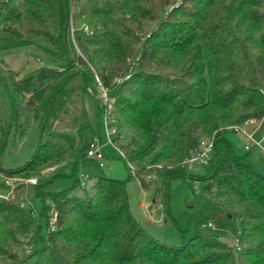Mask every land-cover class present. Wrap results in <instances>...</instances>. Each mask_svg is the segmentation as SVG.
<instances>
[{
  "label": "trees",
  "instance_id": "16d2710c",
  "mask_svg": "<svg viewBox=\"0 0 264 264\" xmlns=\"http://www.w3.org/2000/svg\"><path fill=\"white\" fill-rule=\"evenodd\" d=\"M30 45L57 63L21 72L0 61L11 108L0 158L11 128L21 134L33 119L38 131L30 160L0 163V264H264V175L224 135L264 110V0H0V50ZM95 74L113 101L110 138L125 149L128 177L99 175L77 195L73 169L87 157L77 146L90 127L83 99L98 88ZM93 98L97 116L107 113ZM204 138L212 150L194 176L185 159ZM68 165V175L57 171ZM62 177L71 184L54 187ZM133 177L166 220L170 180L203 181L202 192L238 220L236 243L206 218L178 246L156 241L129 211ZM16 178H37L35 219L20 206L23 184L4 197ZM31 228L39 247L20 256Z\"/></svg>",
  "mask_w": 264,
  "mask_h": 264
},
{
  "label": "rangeland",
  "instance_id": "374dc122",
  "mask_svg": "<svg viewBox=\"0 0 264 264\" xmlns=\"http://www.w3.org/2000/svg\"><path fill=\"white\" fill-rule=\"evenodd\" d=\"M97 29H100V26ZM0 61L13 69L21 70V72H26L40 65L57 63L56 60L33 45L0 50ZM89 91L91 93L84 96L83 105L90 120V127L82 131L81 139L77 146V153L85 156L87 143L93 137H97L98 140L105 143L103 149L105 165L99 168L95 160L87 157L75 164L73 174L83 182L81 187H77L73 191L77 195H82L84 193L83 188H89L99 175L120 180L128 177L127 169L120 158V152L125 151V149L119 148L112 141V144L106 143L107 132H112L114 124L110 122L107 113L100 112L99 117L97 116L93 97H96L100 91L96 87H90ZM10 115V104L0 85V122L4 127L7 126ZM36 124L33 119H29L28 126L24 128L21 134L13 130V128L10 129L6 146L0 158V163L3 167H18L30 160L38 141ZM224 135L230 141L234 152L237 155H245V162L251 165L257 173L264 175V159L260 153L255 149L251 150V152H246L243 147L244 137L241 134L227 131ZM188 168L190 174L194 176L204 172L203 165L199 163H194ZM53 169L54 166L44 169L42 172L43 178L51 176L54 173ZM57 171L68 175L71 169L68 165L60 167ZM5 182V184L10 186V192L4 196L5 198H8L13 193V187L16 185L23 184L25 186V195L21 197L20 206H24L30 212L31 217L35 219L41 207L40 201L33 193L32 184L37 182V178L7 179ZM71 182L72 179L70 177H62L55 181L54 187H68ZM203 186V181L183 180L182 178L171 179L169 182L170 218L166 220L163 217L161 207L152 204L150 190L143 189L138 179L133 177L128 179L125 185L128 196V208L140 226L160 243L178 246L183 240L195 235L197 233L198 221L206 218L209 220V226L226 232L223 240L227 244L234 245L238 232V220L235 217L228 216L223 207L203 193ZM2 192L3 189L0 188V195H2ZM140 202L142 205L139 204ZM48 214V229H52L54 214H52V210ZM32 235L33 228H31V231L27 235L21 237V244L17 248V253L20 256L26 254L31 249L39 247L38 240L32 238ZM31 238L34 241H32L33 244L31 243ZM24 264H29V262Z\"/></svg>",
  "mask_w": 264,
  "mask_h": 264
},
{
  "label": "built area",
  "instance_id": "2783aa9c",
  "mask_svg": "<svg viewBox=\"0 0 264 264\" xmlns=\"http://www.w3.org/2000/svg\"><path fill=\"white\" fill-rule=\"evenodd\" d=\"M95 80L98 84L99 94L102 104L105 106V110L109 115V120L113 124L114 119L110 114L112 109V99L107 95L106 88L101 86L100 80L95 74ZM228 131L236 134H241L244 137V150L251 151L257 150L264 159V110L259 117H247L238 123H233L228 126ZM112 132H107L106 143H111ZM112 144V143H111ZM105 143L98 140L97 137H93L87 144L86 156L95 160L99 166H104V149ZM212 150L211 138L202 139L196 148L190 150L188 156L185 159L186 166L190 167L194 163L206 164ZM119 151V150H118ZM120 152V151H119ZM124 150L120 153L123 154ZM83 183V182H82ZM55 217H53V222ZM53 228V226H51Z\"/></svg>",
  "mask_w": 264,
  "mask_h": 264
},
{
  "label": "crops",
  "instance_id": "0c3cea01",
  "mask_svg": "<svg viewBox=\"0 0 264 264\" xmlns=\"http://www.w3.org/2000/svg\"><path fill=\"white\" fill-rule=\"evenodd\" d=\"M249 152H251V151H249ZM253 165H254V164H253ZM139 204H140V205H142V203H141V202H140ZM212 224H213V223H212Z\"/></svg>",
  "mask_w": 264,
  "mask_h": 264
},
{
  "label": "water",
  "instance_id": "95a60500",
  "mask_svg": "<svg viewBox=\"0 0 264 264\" xmlns=\"http://www.w3.org/2000/svg\"><path fill=\"white\" fill-rule=\"evenodd\" d=\"M1 120V119H0ZM228 216H231L230 214H228Z\"/></svg>",
  "mask_w": 264,
  "mask_h": 264
}]
</instances>
